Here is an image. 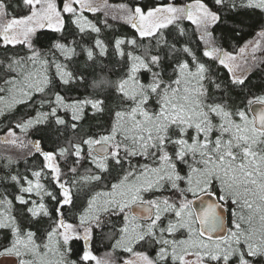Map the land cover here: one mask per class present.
<instances>
[{"label": "snow or ice", "instance_id": "1", "mask_svg": "<svg viewBox=\"0 0 264 264\" xmlns=\"http://www.w3.org/2000/svg\"><path fill=\"white\" fill-rule=\"evenodd\" d=\"M214 5L0 0V117L26 109L0 136V258H15L0 264H264V92H236L264 64V28L238 52L214 35L222 12L264 0ZM109 19L133 35L103 39ZM45 30L61 33L47 48ZM38 127L63 142L45 150Z\"/></svg>", "mask_w": 264, "mask_h": 264}, {"label": "trees", "instance_id": "2", "mask_svg": "<svg viewBox=\"0 0 264 264\" xmlns=\"http://www.w3.org/2000/svg\"><path fill=\"white\" fill-rule=\"evenodd\" d=\"M129 0H109L111 4H120L126 3ZM141 3L152 6L154 0H140ZM166 2V0H165ZM189 0H177V3H187ZM205 3L212 7L215 10L214 0H205ZM89 16V19H94L98 24L101 20L105 17L103 13L93 15V14H86ZM66 30L64 35H67L69 39H71L70 33L75 32L74 26L71 24L70 17L66 16ZM109 23L113 25L112 29H104L102 33V38L105 40H110L113 38L114 35L119 36H131L133 35V31L130 29L129 26L117 22L112 21L109 19ZM101 27H103L101 25ZM184 27L187 28L190 33L191 30L194 28L190 22H185ZM264 28V12L256 9H237L232 12H222L221 20L214 26V35L217 38V42L224 47L228 51L235 52L237 51L246 41L253 38L256 33ZM61 36V33H53L51 31L45 30L38 41V45L44 48H47L53 40L58 39ZM20 47L18 46L16 49H8V52L11 53L12 51H20ZM5 54L4 49H0V58H3ZM264 53L258 52L257 55H262ZM213 73L223 82L227 83L229 81V73L226 69L222 66H218L216 64L212 65ZM245 76V87L244 89H237L236 92L246 93L249 90L252 93H262L264 92V64H260L258 66H251V67H242L240 69ZM70 95H85L86 92L83 86L79 87L78 91H73L69 93ZM235 95V93H233ZM238 98V97H237ZM38 99V97H37ZM26 111L25 107H19V110L15 113L14 116H6L0 117V136L6 131L9 120H15L19 117L22 113ZM90 111V110H89ZM34 114V113H32ZM63 115V114H62ZM67 119V117H66ZM90 123H94L90 118L85 119L83 122L82 128H87ZM30 136L33 139H40L42 141V146L45 150L54 151L58 144L63 142V139H57V135L55 131L50 127H38L30 132ZM43 163L42 157L36 154L34 157L30 158H21L16 165L13 166V169H18L20 172H24L26 168L35 166L40 167ZM2 174V173H0ZM2 190V189H0ZM8 190L10 192H14L15 189L13 187H9ZM81 204V200L76 201L75 208H68L65 207L64 211L66 217H71L72 214L78 211L79 206ZM50 208L54 209L55 205L49 201ZM53 216H55V212L53 211ZM48 220L45 218L39 225H33V229H39L40 233L43 234L45 227L48 224ZM107 231V229L105 230ZM3 242V241H0ZM82 242H73L72 247L77 249L81 246ZM93 248L97 255L103 254L106 249L108 248L107 241L103 239V237L97 233L96 238L93 242Z\"/></svg>", "mask_w": 264, "mask_h": 264}, {"label": "water", "instance_id": "3", "mask_svg": "<svg viewBox=\"0 0 264 264\" xmlns=\"http://www.w3.org/2000/svg\"><path fill=\"white\" fill-rule=\"evenodd\" d=\"M15 258H0V261L2 260H9V261H14Z\"/></svg>", "mask_w": 264, "mask_h": 264}, {"label": "rangeland", "instance_id": "4", "mask_svg": "<svg viewBox=\"0 0 264 264\" xmlns=\"http://www.w3.org/2000/svg\"><path fill=\"white\" fill-rule=\"evenodd\" d=\"M256 37V35L253 37V38H251L250 40H248V41H251V40H253L254 38ZM248 41H246V42H248ZM246 42L242 45V46H244L245 44H246ZM241 46V47H242ZM239 50V49H238ZM238 50L237 51H235V52H238ZM243 67V66H242Z\"/></svg>", "mask_w": 264, "mask_h": 264}]
</instances>
